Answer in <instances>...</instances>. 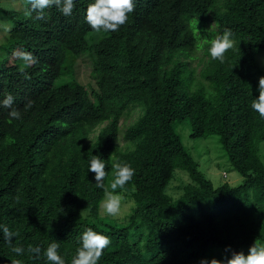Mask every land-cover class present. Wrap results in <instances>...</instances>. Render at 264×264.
<instances>
[{"label":"trees","instance_id":"obj_1","mask_svg":"<svg viewBox=\"0 0 264 264\" xmlns=\"http://www.w3.org/2000/svg\"><path fill=\"white\" fill-rule=\"evenodd\" d=\"M93 2L74 0L70 16L55 6L45 9L47 19L24 15L1 46L0 101L11 94L21 116L9 123L10 109L0 107V224L19 232L13 244L56 242L66 264L87 228L111 240L98 264H199L223 259L228 246L247 254L254 242L264 244V119L250 106L259 95L264 0H133L127 23L96 39L84 19ZM211 20L214 27L203 28ZM225 29L235 47L220 63L208 48ZM196 49L202 66L195 74L182 58ZM22 52L36 62L26 66ZM87 54L96 76L91 92L74 72ZM61 76L69 80L54 84ZM138 108L119 145L120 118ZM185 119L190 137L218 136L241 183L212 184L176 131ZM92 155L105 162L106 187L114 162L135 170L116 191L134 204L123 224L100 215L104 191L88 171ZM13 259L47 264L43 256H17L0 238V264Z\"/></svg>","mask_w":264,"mask_h":264},{"label":"clouds","instance_id":"obj_2","mask_svg":"<svg viewBox=\"0 0 264 264\" xmlns=\"http://www.w3.org/2000/svg\"><path fill=\"white\" fill-rule=\"evenodd\" d=\"M53 6L64 16H70L75 4L74 0H24L23 12L26 17L43 20L47 19L45 9ZM135 7L136 5L133 0H94L93 3L88 5L84 19L97 33L116 32L121 26L127 23L129 14L135 11ZM33 13H35V17H33ZM209 22L213 21H207V23ZM206 24L203 28H206ZM199 29H201V27ZM231 36V29H225L222 35H217L211 39L208 53L212 60H218L220 63L225 62L227 52L235 47ZM200 37L201 36H199V42H201ZM196 51L197 49L189 56L182 58L188 60L190 65H193L195 74L202 66V63H197L201 54L197 53V55H194ZM19 55L26 66H31L36 62L35 58L30 53L22 52L19 53ZM21 74L24 79L31 78L23 69H21ZM258 91V97H255L251 101L250 106L254 112L259 114L261 119H264V76L259 77ZM13 99L12 95L9 94L0 101V107L10 109L8 112L9 123H11L12 119L21 118L20 112L12 107ZM31 107L32 101L29 100L25 104V108L28 109ZM120 120H123V118H120ZM105 123L106 122H104V124ZM104 124H100L97 128ZM14 142L12 138H8L7 140L9 144ZM112 168L114 170L113 178L106 187L104 181L108 173L104 160L97 155H92L88 165V171L94 174L96 187L102 188L104 191V197L99 205L102 214L115 218L121 215L123 202L122 196L116 194V191L117 189L124 190L126 188V185L133 179L135 170L131 165L120 162H114ZM17 201H19V197H17ZM18 236V231L10 230L8 226L0 224V238L11 247V251L17 256L27 252L34 259H40L41 256H43L47 264H66L65 259L58 252V243L51 242L44 249L39 245L33 246L29 244L27 249H25L18 242L13 244V238ZM110 243L111 240L107 235L94 231L92 228H87L79 237V247H77L75 255L71 258L70 264H98V261L103 256L104 249H106ZM11 264H22V262L13 259L11 260ZM199 264H264V244L254 242L249 246L247 254L243 251H234L228 246L224 250L223 259H216L215 257L210 260L201 259Z\"/></svg>","mask_w":264,"mask_h":264},{"label":"rangeland","instance_id":"obj_3","mask_svg":"<svg viewBox=\"0 0 264 264\" xmlns=\"http://www.w3.org/2000/svg\"><path fill=\"white\" fill-rule=\"evenodd\" d=\"M23 6L24 0H0V60H3L7 56L6 50L1 48V46L6 44L12 26H14L16 21L23 19ZM213 27V22L206 24L207 29H211ZM92 34L95 39L97 37H103L107 35V33L104 32ZM255 60L257 63L256 76L259 81V77L264 76V51H260L258 54H256ZM91 70V55L87 54L76 61L74 66L75 75L78 80L87 86L89 92L96 88V76ZM68 80V76H61L54 82V84L63 83ZM254 90L258 91V83H256ZM139 112L140 111L138 108L130 115V117H128V119L123 118V120H120L119 129H121V133L118 135L119 145L124 143V140L122 139V132L136 119V117L139 115ZM98 131L99 128H97L94 133H97ZM176 131L180 135L183 145L188 149V151L191 152L194 159L198 162L199 169L206 175L207 178L211 180L214 186H218L223 182H228L230 185L234 186L242 182V176L233 170L226 154L220 145L217 135L201 138L190 137V127L186 119L176 124ZM260 156L264 163V142H262L260 145ZM176 172H178V170H176ZM185 177V181H187L188 176L186 173ZM171 183H173V185L178 184V181L177 179H174ZM122 198V209L121 215L119 217L114 218L103 215L99 207L100 215L103 216L107 221L115 220L117 223L123 224L125 222V217L130 214L134 204L131 198L125 196H122Z\"/></svg>","mask_w":264,"mask_h":264}]
</instances>
